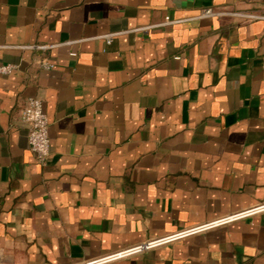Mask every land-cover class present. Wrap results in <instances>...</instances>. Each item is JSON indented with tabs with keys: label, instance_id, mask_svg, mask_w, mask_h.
<instances>
[{
	"label": "crops",
	"instance_id": "crops-1",
	"mask_svg": "<svg viewBox=\"0 0 264 264\" xmlns=\"http://www.w3.org/2000/svg\"><path fill=\"white\" fill-rule=\"evenodd\" d=\"M245 14L264 0H0V264H80L264 203V19ZM104 264H264V212Z\"/></svg>",
	"mask_w": 264,
	"mask_h": 264
},
{
	"label": "built area",
	"instance_id": "built-area-1",
	"mask_svg": "<svg viewBox=\"0 0 264 264\" xmlns=\"http://www.w3.org/2000/svg\"><path fill=\"white\" fill-rule=\"evenodd\" d=\"M215 14L212 9H207L204 11L203 15H213ZM245 17L249 19H264V14H245ZM114 34H110L107 36V42L111 43L112 37ZM72 55H76L73 53ZM42 66L44 68H52L53 64H50L47 61L42 62ZM15 65L13 64H2L0 65V73L2 74H10L15 69ZM22 118L29 126V144L32 152L35 154L36 159L45 164L47 159L51 153V139L49 135V117L48 114L44 110L43 101L37 97L28 98L26 106L22 109ZM260 212H264V203L258 206L249 208L242 212L232 214L225 218H221L215 220L213 222H209L206 224H202L200 226L190 228L188 230H183L177 232L175 234H171L159 239L148 240L141 244H138L133 247L125 248L103 258L89 260L80 264H104L107 262H111L113 260H118L124 257H128L134 254L141 253L145 250L160 246L162 244H166L172 242L177 239L184 238L189 236L190 234L198 233L206 231L210 228L220 226L226 224L228 222H232L234 220L242 219Z\"/></svg>",
	"mask_w": 264,
	"mask_h": 264
}]
</instances>
